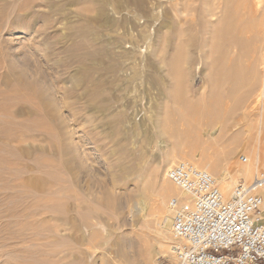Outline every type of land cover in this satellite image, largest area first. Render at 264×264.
Instances as JSON below:
<instances>
[{
	"label": "rangeland",
	"instance_id": "1",
	"mask_svg": "<svg viewBox=\"0 0 264 264\" xmlns=\"http://www.w3.org/2000/svg\"><path fill=\"white\" fill-rule=\"evenodd\" d=\"M263 98L264 0H0V264H172L168 167L242 164Z\"/></svg>",
	"mask_w": 264,
	"mask_h": 264
},
{
	"label": "built area",
	"instance_id": "2",
	"mask_svg": "<svg viewBox=\"0 0 264 264\" xmlns=\"http://www.w3.org/2000/svg\"><path fill=\"white\" fill-rule=\"evenodd\" d=\"M166 177L185 192L168 200L172 264L264 263V174L237 181L227 196L212 174L186 159Z\"/></svg>",
	"mask_w": 264,
	"mask_h": 264
},
{
	"label": "bare ground",
	"instance_id": "3",
	"mask_svg": "<svg viewBox=\"0 0 264 264\" xmlns=\"http://www.w3.org/2000/svg\"><path fill=\"white\" fill-rule=\"evenodd\" d=\"M103 14V13H102ZM28 15V14H27ZM12 26V25H11ZM91 52V51H90ZM89 54V53H87ZM90 55H94L93 53H90ZM88 57V56H87ZM14 72V71H13ZM27 84V83H26ZM24 85V83H23ZM235 85V84H234ZM238 86V85H237ZM236 87H231V88H226L222 93H220L218 95V99L219 100H222V99H229L231 98V96L234 94V92L236 91ZM97 91V90H96ZM96 93H99L98 91ZM246 97V94H240L238 97H237V102H236V106L234 108H230L228 109L225 108V111L227 112H235L236 109L238 108V106L240 104L243 103V100L245 99ZM264 99V98H263ZM246 100V99H245ZM260 100H257L256 103L251 107L252 109L249 111V113H252L253 116H257V124L259 123V137L260 138H263L264 135L261 133V130L264 129V104L262 106V109L260 111H255L257 109L256 105H258ZM264 101V100H263ZM264 103V102H263ZM213 110L219 112L220 111V108L216 105L213 107ZM224 110V109H223ZM224 111V112H225ZM238 111V110H237ZM255 111V112H254ZM20 112V111H19ZM18 113V112H17ZM9 114V113H8ZM218 115V114H217ZM221 116V115H220ZM226 116V115H225ZM250 123V122H249ZM13 124H15V122L13 121H9V125L10 126H13ZM255 124V123H253ZM15 125H23L22 123L21 124H15ZM28 125V124H27ZM25 126V125H24ZM31 127V126H30ZM254 127V126H253ZM258 127V126H257ZM248 128V127H247ZM248 131V130H247ZM9 132V131H8ZM7 136V135H6ZM4 136V138L6 137ZM10 137V136H9ZM238 137V136H237ZM251 137V136H250ZM7 138V137H6ZM18 138V137H17ZM7 140V139H6ZM5 141V140H4ZM259 144V142H257ZM204 158V157H203ZM246 159L244 160V162H242V164H236V161L235 162H232V163H228L227 164V169L226 170H223L224 173H220L218 177H216L218 183H220V185L222 186V189L228 194L230 192V186H231V183L233 181V177L231 175V171H233L234 169L235 170H240V172L242 173L243 177H245V179H247L248 177H250V174L252 173V171H255L253 170V167L255 169V165H258L260 168H261V165H263L264 163V147H260L258 148L257 150H255L254 148L251 150L248 151V156L245 157ZM206 159V158H205ZM214 160V159H212ZM197 164H200V162H196ZM214 162H209V163H205L203 162V165L202 166H199V168L205 170L208 172V168L212 169V170H217L218 171V168L216 165L213 164ZM195 164V165H197ZM210 173V172H209ZM252 175V174H251ZM258 175V174H256ZM247 177V178H246ZM35 180V179H34ZM143 181V179H142ZM41 183H42V178L41 176L37 175V178L36 180L34 181V189L35 190H40L42 188L41 186ZM43 184V183H42ZM31 186V185H30ZM169 186V184H168ZM175 186V185H174ZM144 188L142 187V190ZM170 190V189H169ZM42 192V191H41ZM40 193V192H39ZM177 193V192H176ZM180 196H184L185 195V192L184 191H181V193H179ZM230 194V193H229ZM168 226L170 227V223L168 224ZM119 253L118 256L120 257V255L123 257V252L122 251H118ZM117 258V256H116ZM125 258H127L125 256ZM83 264H91L88 257L85 256V258H83ZM115 259V258H114ZM114 259H108V258H101L100 259V262H97L98 264H120V260L118 261H113ZM81 261V260H80ZM96 261V260H95ZM94 261V262H95ZM92 264H96L95 263H92Z\"/></svg>",
	"mask_w": 264,
	"mask_h": 264
},
{
	"label": "crops",
	"instance_id": "4",
	"mask_svg": "<svg viewBox=\"0 0 264 264\" xmlns=\"http://www.w3.org/2000/svg\"><path fill=\"white\" fill-rule=\"evenodd\" d=\"M263 208H264V193H263Z\"/></svg>",
	"mask_w": 264,
	"mask_h": 264
},
{
	"label": "trees",
	"instance_id": "5",
	"mask_svg": "<svg viewBox=\"0 0 264 264\" xmlns=\"http://www.w3.org/2000/svg\"><path fill=\"white\" fill-rule=\"evenodd\" d=\"M264 264V263H263Z\"/></svg>",
	"mask_w": 264,
	"mask_h": 264
}]
</instances>
